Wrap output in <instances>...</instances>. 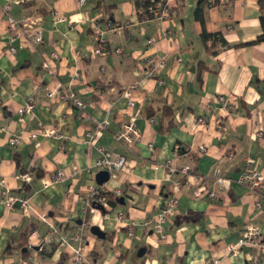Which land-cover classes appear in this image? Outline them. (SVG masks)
<instances>
[{
	"label": "crops",
	"instance_id": "0c3cea01",
	"mask_svg": "<svg viewBox=\"0 0 264 264\" xmlns=\"http://www.w3.org/2000/svg\"><path fill=\"white\" fill-rule=\"evenodd\" d=\"M137 1L85 0L79 6L77 0H0V179L34 209L30 217L18 207L5 210L0 196V264H72L57 246L58 233L71 237L85 216L97 147L124 158L123 168L104 183L108 192L123 194L106 216L93 215L84 264L251 263L252 249L231 253L228 247L245 225L259 228L264 238V182L250 189L234 180L247 159L264 178V44L247 45L261 32L257 0H181L161 19H140ZM198 5L204 28L194 18ZM9 17L23 22L14 42ZM36 28L42 41L34 46ZM94 29L103 32L102 55L94 54ZM204 29L229 47L212 54L201 41ZM159 59L165 63L148 77V61ZM128 88L132 107L122 95ZM64 90L73 91L83 110L47 96ZM29 99L32 112L19 114ZM163 107L172 115L164 116ZM131 117L141 137L127 146L115 135ZM104 120L107 128L94 133V121ZM42 129L62 137H29ZM14 136L18 143L11 146ZM178 147L175 167L190 168L183 177L169 176L162 166ZM216 168L233 180L229 189H218ZM59 171L63 180L54 183ZM172 180L186 184L175 192L176 213L161 224V239L155 226L172 196ZM131 222L132 239L126 234Z\"/></svg>",
	"mask_w": 264,
	"mask_h": 264
},
{
	"label": "built area",
	"instance_id": "2783aa9c",
	"mask_svg": "<svg viewBox=\"0 0 264 264\" xmlns=\"http://www.w3.org/2000/svg\"><path fill=\"white\" fill-rule=\"evenodd\" d=\"M155 2L152 5L148 7V11L153 13V18H164L167 16L168 10H169V5L176 2V1H181V0H151V2ZM85 3V0H77V4L79 6L83 5ZM151 19V18H150ZM58 20L63 21L64 19L59 17ZM7 24L9 31L11 32V37H10V42H14L17 40L18 37H20V32H19V26L20 24H23V22H18L15 21L12 18L7 19ZM100 30H102L100 28ZM94 40L96 43V47L94 49V54L95 55H102L105 53V40L102 36L103 32L102 31H96L94 29ZM42 38H41V29L36 28L34 29L33 33V44L34 46L41 43ZM152 40H148L147 43H151ZM210 45V43L208 42ZM14 48H10L11 53L14 52ZM115 53H119V49H116L114 51ZM150 64L151 68L147 73V76L150 78H154L157 76V68L163 65L165 62L163 59H159L156 62L153 61H148ZM77 76V75H76ZM129 89L124 90L123 96L127 98L128 100V106L132 107L133 106V101L129 97ZM60 100H67L72 103L73 106L78 108L79 110H83L84 104L75 97V94L71 90H64V91H59V92H49L47 96L49 98H52L55 96ZM218 102L221 104L225 103V98L222 96L218 97ZM33 110V103L32 99H29V101L22 107L19 108L18 112L19 114H24V113H30ZM149 122H152L151 119H149ZM202 123V121H199ZM108 121H94L93 123V129L94 133H99L104 131L107 128ZM5 129H1V131H4ZM43 131H39L37 133L31 132L29 134V137L31 139H36L37 135L43 134L46 136L50 137H56L60 138L62 137V134H60L57 131H50V130H45L42 129ZM91 138V136H89ZM141 133L137 129L135 125L134 118L131 117L129 121L117 131L115 135V139L118 142H121L123 144H126L127 146L133 145L137 143L140 140ZM92 141V140H91ZM90 141V142H91ZM8 143L11 146H15L18 143V137H9L8 138ZM148 150L151 152L153 151V147L151 144L147 145ZM97 152H98V158L94 161V164L92 166L93 171L95 173L98 172H107L109 177H114L115 173L120 171L123 168V165L125 163V160L122 156H115L111 154L109 151L102 147H97ZM199 151L203 152L204 147H199ZM178 153L176 150H174L171 158L167 159L163 163V167L165 168L167 174L171 176L173 173L178 172L182 177L187 176L190 172V168L188 166H183L181 168H176L175 167V160L178 158ZM226 157L228 160H232L234 158V154L232 152H227ZM64 174L63 172L59 171L55 175L52 176V181L54 183H59L63 180ZM213 178L217 184V187L219 190L225 191L230 188L232 179L230 177H227L226 174L223 173V171L220 168H216L214 170ZM109 179V178H108ZM237 184L240 185H245L246 187L250 189L258 188L260 187L263 182L264 178L262 176V173L257 170V169H252L250 168V163L249 160H246V165L244 169L239 173L238 177L234 179ZM186 183L183 182V180H172L171 182V187L170 191L172 193V196L167 198L166 204L163 207L161 213L157 216L158 224L155 226V228L161 233V239H164L165 236L162 234L161 230V224L165 223L169 218L173 217L176 213L177 209V200L175 198V192L181 189ZM106 193L108 192L107 187L105 184L98 186L96 184H91L88 186V195L89 198L86 202V209L84 212V217L82 221L79 223V225L76 227L74 233L72 234L71 237H66L64 235H61L58 233V242L57 246L58 248L63 251L67 252L72 256V264H84L86 259H87V253H86V246H85V232L88 230L91 221L93 220V215L96 212H102L104 213L103 216H106L108 212L112 209V206L108 202V195ZM111 193L115 197H121L123 194V191L120 189H114L111 191ZM0 196H1V202L3 205V208L5 210H12L15 207H18L19 210L21 211L22 215L24 217H30L34 209L32 207V204L30 200L27 197L20 196L17 193H14L11 191L6 186V183L3 179H0ZM209 197H215L214 192H208ZM264 198V194H263ZM261 207V202L260 201H255L254 202V208L259 209ZM43 222H46V217H41L40 218ZM149 224V223H148ZM127 237L132 239L134 237L135 231H134V224L131 222L128 225V230H127ZM261 231L252 226V225H245V227L242 229L236 243L234 245H231L228 247V251L231 253L237 252L243 247H248L251 250V255L248 259L250 264H264L263 260V254H264V243L261 240ZM254 262V263H252ZM216 259H210L204 262V264H217Z\"/></svg>",
	"mask_w": 264,
	"mask_h": 264
},
{
	"label": "trees",
	"instance_id": "16d2710c",
	"mask_svg": "<svg viewBox=\"0 0 264 264\" xmlns=\"http://www.w3.org/2000/svg\"><path fill=\"white\" fill-rule=\"evenodd\" d=\"M234 1V0H230ZM214 2L217 3V0H214ZM155 3L154 1L151 2V0H140L136 2V8L139 13L140 19H149L153 18V13L148 11V7ZM257 5L259 8V24L261 28L260 34L256 37L255 40L250 41L247 45L251 44H264V0H257ZM194 18L199 20L202 27L204 28V16H203V11L200 5L196 6L194 10ZM201 41L204 44L205 47H207V43H210V46L207 47L209 48L212 54H215L217 51V48H226L229 47L228 44L217 34L214 33H207L205 29L202 31L201 34ZM170 107H163L162 110L165 113L164 116H171L172 115V110H170ZM168 113V114H166ZM176 152L179 154L181 153V149L178 147L176 148ZM108 195V202L111 206H115L119 202V197H115L111 192L106 193ZM20 244L23 246V242H20Z\"/></svg>",
	"mask_w": 264,
	"mask_h": 264
},
{
	"label": "water",
	"instance_id": "95a60500",
	"mask_svg": "<svg viewBox=\"0 0 264 264\" xmlns=\"http://www.w3.org/2000/svg\"><path fill=\"white\" fill-rule=\"evenodd\" d=\"M108 178H109L108 173L102 171V172H98L95 174L94 181L96 185L101 186L102 184L108 181ZM91 233L98 236L99 238H104V235L102 234L100 229L97 227H92ZM143 253H144V249H139L137 252V256H142Z\"/></svg>",
	"mask_w": 264,
	"mask_h": 264
},
{
	"label": "rangeland",
	"instance_id": "374dc122",
	"mask_svg": "<svg viewBox=\"0 0 264 264\" xmlns=\"http://www.w3.org/2000/svg\"><path fill=\"white\" fill-rule=\"evenodd\" d=\"M250 225V224H249ZM252 226H254V225H252ZM255 227V226H254ZM257 228V227H256ZM259 229V228H258ZM260 230V229H259ZM261 240L263 241V243H264V238H263V235L261 234Z\"/></svg>",
	"mask_w": 264,
	"mask_h": 264
}]
</instances>
